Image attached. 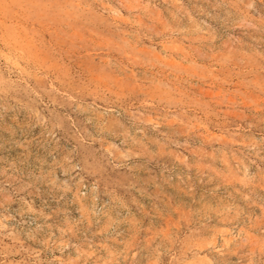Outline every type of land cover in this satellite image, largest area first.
<instances>
[{
  "label": "rangeland",
  "instance_id": "obj_1",
  "mask_svg": "<svg viewBox=\"0 0 264 264\" xmlns=\"http://www.w3.org/2000/svg\"><path fill=\"white\" fill-rule=\"evenodd\" d=\"M0 264H264V0H0Z\"/></svg>",
  "mask_w": 264,
  "mask_h": 264
}]
</instances>
